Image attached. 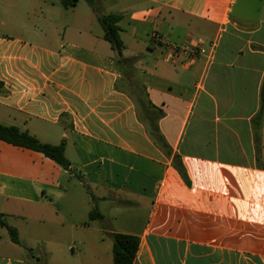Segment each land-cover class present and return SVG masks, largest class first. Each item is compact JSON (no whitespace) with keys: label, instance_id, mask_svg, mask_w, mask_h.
Segmentation results:
<instances>
[{"label":"crops","instance_id":"obj_1","mask_svg":"<svg viewBox=\"0 0 264 264\" xmlns=\"http://www.w3.org/2000/svg\"><path fill=\"white\" fill-rule=\"evenodd\" d=\"M235 2L102 0L122 16L120 63L80 1L0 0V124L64 141L69 162L0 140V214L19 238L0 227V264H113L117 233L138 237L134 264H264V19L250 29ZM153 34L203 53L172 59Z\"/></svg>","mask_w":264,"mask_h":264},{"label":"trees","instance_id":"obj_2","mask_svg":"<svg viewBox=\"0 0 264 264\" xmlns=\"http://www.w3.org/2000/svg\"><path fill=\"white\" fill-rule=\"evenodd\" d=\"M80 0H60V5L65 10L74 8ZM92 12L96 15L97 21L103 30V39L107 41L112 50L115 52L116 57L120 63L131 62V60L122 59L123 42L120 38V28L118 23L122 16L118 14H104L102 13V0H84ZM2 85L0 84V92ZM143 103V102H142ZM143 105V104H142ZM145 105H143L144 107ZM155 134L159 138V143L162 148L163 137L160 135L157 126H154ZM154 134V135H155ZM0 140L10 145L29 149L35 152L43 154L55 162L60 167L67 169L69 162L64 157L65 143L62 141L58 145L42 144L35 137L31 136L27 132H22L15 127H6L0 124ZM165 149V148H164ZM169 154L170 151L166 150ZM173 165L182 179L186 180L185 169L178 156L173 157ZM90 219L100 217V214L96 211H92L89 215ZM0 227L4 228L8 234L9 239L19 244L17 230L9 225L3 214H0ZM139 239L136 236L125 234H112V260L113 264H134L136 252L138 250Z\"/></svg>","mask_w":264,"mask_h":264},{"label":"rangeland","instance_id":"obj_3","mask_svg":"<svg viewBox=\"0 0 264 264\" xmlns=\"http://www.w3.org/2000/svg\"><path fill=\"white\" fill-rule=\"evenodd\" d=\"M48 2H52V1H57V0H47ZM59 11L65 12L63 11V9L60 7L59 5ZM81 8L87 9L89 10V6L87 5V3L84 0H80V3L77 7V11L80 10ZM72 13H66L64 15V17L62 18H58V22L60 23H64L67 22V20H69L71 18L70 15ZM7 15L9 16L8 19L13 20L17 23H25L26 20L28 19V17L23 13H18L15 14V12L9 11L7 10ZM232 17L234 19H243L247 20L248 22V27L250 29H255L257 28L260 24V21L264 19V0H236L235 4L233 5L232 8ZM7 31V30H6ZM0 33H4V31L0 28ZM7 33H9V31H7ZM173 35V34H172ZM173 38V36H172ZM188 74V73H187ZM189 75V79H188V86L192 87L193 82H194V77ZM137 94V93H136ZM139 96H136V100H138ZM138 110L140 112V115L144 117V108L143 105L138 104ZM146 121V125L148 128V132L151 133L154 137V139L158 142L159 138L157 137V135L155 134V130H154V126L157 124L156 121H149V120H145ZM155 134V135H154ZM6 222L9 223L8 220H6ZM25 233V231H24ZM103 248L108 249V244H104Z\"/></svg>","mask_w":264,"mask_h":264},{"label":"built area","instance_id":"obj_4","mask_svg":"<svg viewBox=\"0 0 264 264\" xmlns=\"http://www.w3.org/2000/svg\"><path fill=\"white\" fill-rule=\"evenodd\" d=\"M152 39L157 44H166L172 59L182 57L185 61L190 62L203 53L202 40H188L184 44L178 45L167 42V40L159 34H153Z\"/></svg>","mask_w":264,"mask_h":264}]
</instances>
